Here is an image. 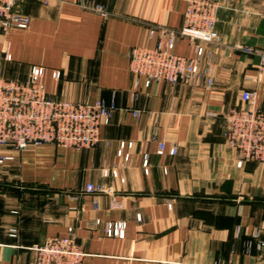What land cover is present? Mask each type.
Wrapping results in <instances>:
<instances>
[{"label": "crops", "instance_id": "crops-1", "mask_svg": "<svg viewBox=\"0 0 264 264\" xmlns=\"http://www.w3.org/2000/svg\"><path fill=\"white\" fill-rule=\"evenodd\" d=\"M81 1L104 4L110 13ZM219 1L221 39L202 42L203 67L212 55L213 85L148 88L144 77L133 84L130 50L155 44L151 23L181 27L186 0L21 3L30 24L0 38V75L26 80L33 65H42L49 93L114 100L116 109L94 147L43 144L0 164V264H31L32 245L66 235L69 227L87 251L84 264H264L252 237L254 229L264 234V163L237 165L238 154L225 143L224 115L244 106L245 90L264 108L260 59L234 47L264 48V0ZM175 52L195 56V44L180 39ZM162 140L166 151L159 154ZM122 141L133 143L124 148L128 161L118 153ZM89 183L105 190L89 192ZM106 221H125L124 236L107 235Z\"/></svg>", "mask_w": 264, "mask_h": 264}, {"label": "built area", "instance_id": "built-area-1", "mask_svg": "<svg viewBox=\"0 0 264 264\" xmlns=\"http://www.w3.org/2000/svg\"><path fill=\"white\" fill-rule=\"evenodd\" d=\"M24 0H0V38L14 27L27 28L30 16L21 10ZM48 2L49 0H43ZM83 7L106 16L109 9L101 3L81 1ZM219 0H186L184 22L175 28L166 24L151 23L149 35L155 44L136 45L131 48L130 70L134 77V86L138 87L141 77L145 78L144 87L153 82H163L172 86L186 83L192 86L205 81L207 86L214 83L212 73V55L207 59L208 65L203 67L204 45L202 42L218 43L221 39L216 28ZM188 38L195 44V56H183L175 52L180 39ZM236 49L259 57V68L264 71V48L253 47L242 43L234 45ZM9 48V47H8ZM7 48V51H8ZM6 58L12 54L6 52ZM46 67L33 65L28 79L19 80L0 75V164L15 159L13 152L36 147L43 144H55L62 147L86 149L100 143L101 127L111 122L116 103H108L104 99L95 101H72L46 91L43 79ZM53 76L59 79L61 71L54 70ZM138 92L133 94L137 99ZM244 106L231 107L224 114L226 118L225 143L238 154V166L248 160H264V108L256 103L255 92H242ZM138 114V111H135ZM215 115V113H211ZM133 143L121 142L119 155L126 161L130 155L124 154V148ZM166 143L159 142L158 153L164 154ZM177 146L170 148L176 154ZM146 155V159H147ZM148 172V166L145 167ZM103 175L109 173L103 168ZM118 176V170L113 169ZM121 180L124 181L122 178ZM104 185L89 183L87 191L101 192ZM97 224L101 219L96 220ZM125 221H106L107 235L124 236ZM240 230V229H238ZM252 237L260 252H264V234L254 229ZM253 240L249 246L253 245ZM34 257L31 264H84L87 251L77 240L73 227H69L66 235H53L42 243L32 245Z\"/></svg>", "mask_w": 264, "mask_h": 264}, {"label": "rangeland", "instance_id": "rangeland-1", "mask_svg": "<svg viewBox=\"0 0 264 264\" xmlns=\"http://www.w3.org/2000/svg\"><path fill=\"white\" fill-rule=\"evenodd\" d=\"M6 52H9V50L7 51V49H6ZM6 52H5V58H6ZM240 158V157H239ZM239 160V159H238ZM249 161V160H248ZM253 161H258V160H253ZM247 162V161H246ZM259 162H262V163H264V160L263 161H259ZM237 163H238V161H237ZM245 164V163H244ZM238 165V164H237ZM260 252V251H259ZM262 253V252H261Z\"/></svg>", "mask_w": 264, "mask_h": 264}]
</instances>
